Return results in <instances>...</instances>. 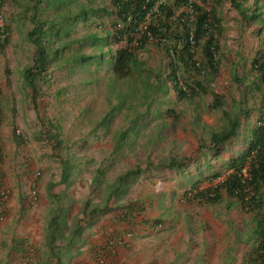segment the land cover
Returning <instances> with one entry per match:
<instances>
[{"label":"rangeland","instance_id":"1","mask_svg":"<svg viewBox=\"0 0 264 264\" xmlns=\"http://www.w3.org/2000/svg\"><path fill=\"white\" fill-rule=\"evenodd\" d=\"M16 1L18 3L8 0L5 5L11 37L9 43L0 48L1 121L9 131V142L22 145L32 161L27 167L33 165L32 151L42 159L30 177L32 183L42 182L37 189V200L31 205L25 203L26 206L21 205L19 209L24 211L45 202L49 216L52 204L45 185L51 178L59 179V157L71 156L78 165L73 174L74 183L68 191L71 215L79 212L86 200L94 203L103 197L105 181L98 190H91L89 184L95 167L105 170L107 182L128 168L141 166V172L135 175L124 199L119 198L117 205L124 200L139 201L146 210L137 221H147V226H152L159 221V218H152V213L158 215L160 210L159 196L173 191L175 200L179 195L180 206L188 207L203 218L209 207L217 212V217L224 211L234 213L236 219L242 216L237 222L238 225L244 223L241 232L236 231V242L241 244L237 243V249H242L238 264L250 261L256 240L254 211L249 206L244 208L240 202L242 208L235 204L231 209V196L224 188H220V200L213 205L192 196L187 198L185 193L189 188H196L198 192V188H211L213 183L219 185L231 172L226 167L228 159L245 151L249 130L255 125L262 107L264 91V83L251 68L256 51H264V20L260 21L264 17L263 1L259 0L255 5L254 0H235L248 8V14L257 13V19L249 22L243 20L232 0L207 2L205 6L213 9L220 18L218 70L210 78L185 68L183 71L180 67L182 88L189 96L179 98L176 88L168 80L172 73L171 56L150 42L142 47L134 41L129 43L127 34L120 37L121 25L110 0H49L48 4V0H39V20L44 21L43 30L47 34L44 45L50 52H55L49 55L48 74L37 78L35 101L24 76L25 68L33 66L36 51L27 36L33 27L27 19L31 11L27 18L19 13L24 15L23 11L36 2ZM172 4L174 1L171 6L175 11L183 10ZM83 9L85 16L81 15ZM127 46L136 50V57L143 64L131 67L128 77L119 78L111 65L117 49ZM194 53L196 61L204 64L201 51L196 49ZM196 79L202 81L205 88L194 94L187 88L185 80L193 86ZM212 93L222 99V109L211 108ZM229 117L238 119V133L222 148L216 149L218 154H213L211 135L224 129ZM16 127L28 134V139L19 144L14 142ZM49 133H56L59 143L48 138ZM118 140V160L111 162L116 159L112 153ZM171 162L178 166H169ZM216 174L219 176L214 177ZM61 188L62 185H56L53 191L58 192ZM31 190L28 183L20 195L25 196ZM183 203H187V207ZM118 210L106 212L102 220L107 224ZM6 213L10 214V211ZM244 217H248L247 221ZM149 219L155 220L149 223ZM25 241L24 244L28 243L23 245L26 253L18 257V263L33 264L38 243L35 247L34 243Z\"/></svg>","mask_w":264,"mask_h":264},{"label":"trees","instance_id":"2","mask_svg":"<svg viewBox=\"0 0 264 264\" xmlns=\"http://www.w3.org/2000/svg\"><path fill=\"white\" fill-rule=\"evenodd\" d=\"M6 1L8 0H0V11H2L4 18L8 20L7 10L5 9ZM53 1L58 2L59 0ZM171 1L110 0L117 19L120 22L119 24L121 25L118 31L120 33L119 36L123 37L127 34V41L129 43L134 41L137 46L141 45L145 47L150 42L154 46L163 48L173 60L170 63L172 73L168 77V80L176 88V93L179 98H187L189 94L182 88V77L178 73L181 70L180 67L183 68V71L185 68L188 72L194 71L199 75H208L210 78L215 75L219 66L218 34L220 18L217 17L213 9H208L205 6L209 0H174L173 7H186L191 9V13L183 10L178 15L172 9ZM258 1L254 0L255 5ZM262 1L264 4V0ZM13 2L18 3L16 0H13ZM35 2L37 4L31 5L23 11L24 15L19 13L22 17L27 18L28 11H31V15L27 19L33 23V27L28 31L27 36L36 46V51L33 66L26 67L24 70L26 84L33 93V101L38 96V88L36 86L37 78L38 76L42 78L48 74L49 55H52L54 51L50 52L44 45L43 39L46 38L47 34L43 30L44 21L39 20L40 2L39 0H35ZM48 3H50L49 0L47 1ZM231 3L243 20L249 22V20L257 19L256 12L248 14V8L244 7L241 3L235 0H232ZM81 15L85 16V9L82 10ZM263 20L264 17L260 19L261 22ZM5 29L8 35L1 38L3 33L0 32V48L5 47L10 41V24ZM135 35H138V37L136 38ZM196 49L201 51L204 57V64L196 61L194 57ZM135 52L136 50L129 46L117 49L111 65V69L117 77H128L131 67L143 64L142 61L137 59ZM84 57L87 59L91 58L86 55ZM202 68L203 70H201ZM251 68L256 72L257 78L264 83L263 50L256 51L252 59ZM185 82L187 88L194 94L202 92L205 88L203 82L199 79L194 81L195 85L193 86L189 84V80H185ZM212 95L213 102L210 105L211 108L215 110L222 109V99L220 100L215 93H212ZM261 97L262 107L259 109L256 123L251 129L248 147L238 157L228 159L226 167L231 169V172L225 179L221 180L219 185L213 188H198V192H195L192 196L206 203H216L221 197L220 188H224L227 195L235 198L244 206L245 204H249L251 210L254 211V216H256L253 234L258 238V245L254 248V255L264 263V91ZM223 112L226 113L224 110ZM239 125L238 119L229 117L228 125L224 129L212 133L213 154H218L216 149L222 148L225 142L237 135ZM47 136L56 143H59L56 133H49ZM16 141L18 143L20 142L18 138ZM116 145L119 147V140L116 142ZM59 158V179L54 181L51 178L45 185L52 206L45 228L46 249L41 258L43 264H62L64 261L72 258L76 250L83 243L82 235L85 229L95 226L104 217L106 212L120 208L115 212L116 218L122 221L132 222L146 210L145 205L134 200H124V203L117 205L119 198L124 199L135 175L141 172V166L128 168L118 174L113 180L107 182L104 178L106 175L105 170L97 166L91 172L89 184L91 190H98L100 184L105 181L103 197L94 203L86 200L82 208L79 209L80 211L71 215L72 206L68 191L69 186L74 183L73 174L77 171L78 165L71 156ZM247 162L249 163L250 178L243 182L241 169ZM169 166L177 167L178 164L171 162ZM217 176L219 174H216L214 177ZM56 185H62V188L58 192L53 191ZM159 223L160 220L157 224ZM23 245L24 241L21 242L22 247Z\"/></svg>","mask_w":264,"mask_h":264},{"label":"crops","instance_id":"3","mask_svg":"<svg viewBox=\"0 0 264 264\" xmlns=\"http://www.w3.org/2000/svg\"><path fill=\"white\" fill-rule=\"evenodd\" d=\"M1 132L5 150L4 183L1 182V186L8 189L10 194L6 202L1 203L0 209L4 210V213L9 210L10 214L6 213L7 216L0 220V261L1 264H19L18 257L26 253L21 242L27 239L29 243H34L35 247L38 243L33 264H43L41 258L46 249L45 228L49 218L45 211V202L41 206L37 203L24 211L19 209L21 205L26 206L24 195H20V192L23 186L30 182L31 174L38 168L42 159L37 157V152L32 151L33 165L27 167L32 161L25 154L23 146H15L9 142V131L5 126L1 125ZM108 150L110 153V149ZM112 154L116 156V159L111 162H117V148L114 147ZM24 155L25 158H23ZM40 184L42 182H38V186ZM172 193L174 192L169 191L159 196L158 215L152 213V218L160 220L159 228L155 227L154 223L152 226H147V222L137 225L119 220L115 213L107 224L100 219L95 226L85 229L81 247L76 250L72 258L62 264H93L94 251L98 244L104 241L105 236L123 233L131 228H135L133 238L127 246L116 251L110 264H238L242 249L241 247L237 249V243L240 244V242H236L238 241L236 231L241 232V226L244 224H237L238 220H241L242 212L239 219H236L234 213L229 211L228 214L224 211L223 215L217 217V212L209 207L206 218H203L202 215L189 209L187 203H183L187 208L180 206L179 195L175 200ZM229 199L231 209L235 204L240 205L235 199L231 197ZM240 207L241 205L238 208ZM247 219L248 217H244L245 221ZM152 220L155 219H149V223ZM234 229L237 230L233 233Z\"/></svg>","mask_w":264,"mask_h":264},{"label":"clouds","instance_id":"4","mask_svg":"<svg viewBox=\"0 0 264 264\" xmlns=\"http://www.w3.org/2000/svg\"><path fill=\"white\" fill-rule=\"evenodd\" d=\"M167 1V0H166ZM172 1H174V0H172ZM190 1H193V0H190ZM177 8V7H176ZM183 9V10H185V11H188L189 13H191V9L190 8H186V7H180V8H178V9ZM182 10V11H183ZM182 11H180V12H177V11H175V13H176V15H178L179 13H181ZM117 17V16H116ZM118 20V19H117ZM6 22H7V26L9 25V22H8V20L6 19ZM119 22V21H118ZM120 23V22H119ZM118 23V24H119ZM195 57V56H194ZM1 123H2V121H1ZM2 126H3V124H1ZM17 129H19L20 131H21V133H22V136L21 135H17L16 134V130ZM252 129V128H251ZM251 129L249 130V139H250V137H251V134H250V132H251ZM13 135H14V139H15V143L16 144H19V143H21L22 141H24V140H26V139H28V134H27V132L26 131H24L23 129H20V128H18V127H16L14 130H13ZM0 136H1V150H2V159H1V167H0V187L2 188V186H1V182L2 183H4L3 182V172H4V169H3V160H4V156H5V150H4V147H3V143H4V137H3V134H2V132H1V128H0ZM18 138V140L20 141L19 143L16 141V139ZM249 139L247 140V143H246V147H248V141H249ZM117 142V141H116ZM115 148H119V147H117V145H116V147ZM239 156V155H238ZM237 156V157H238ZM247 167L248 168V174H249V163L247 162L243 167H242V169L244 168V167ZM242 169H241V172H242ZM36 170V169H35ZM36 174L37 175H39L40 174V172L39 171H37L36 172ZM243 175V174H242ZM250 178V175L248 176V178H246V179H249ZM29 185L32 187V190L31 191H33V190H35L36 191V198L34 199V200H30V198H29V195H30V193H31V191L30 192H28L27 193V195H25L24 196V203H26L27 205H31V204H33L36 200H37V195H38V192H37V189H38V182H34V183H32V181H30L29 182ZM216 185H218V184H214L213 183V187L214 186H216ZM213 187H211V188H213ZM4 190H8V189H6V188H3ZM188 190V189H187ZM7 192V191H6ZM196 192V188H194V189H190L189 188V190L188 191H186V193H185V196L187 195V197H190V196H192L194 193ZM9 190H8V192H7V196H6V198H5V200L2 202V203H5L6 202V200L8 199V197H9ZM24 195V194H23ZM193 197V196H192ZM242 205V204H241ZM247 206H249V204H245V206H244V208L245 207H247ZM250 208V207H249ZM2 213L3 214H1V218H0V220L3 218V215H4V210H2ZM133 222V224H139L140 222L139 221H137V218L134 220V221H132ZM141 224V223H140ZM155 227H160V224H156L155 223ZM134 232H135V228H131L130 230H127V231H124L123 233H116V234H111V235H109V236H107V237H105V239H104V241H102L100 244H98V246H97V248L95 249V251H94V255H93V258L94 257H96L95 259H94V263L95 264H100L99 263V261H98V259H99V257L100 256H102V257H104V263L103 264H110V261H111V259H112V257L116 254V251L119 249V248H121V247H124V246H127L129 243H130V240L133 238V235H134ZM127 233H130L131 235H130V237H128V239H127V241H126V243L125 244H123V245H121V246H116V247H114L113 249H109L108 248V246H107V244H108V242L110 241V240H112V239H114V238H116V237H123V236H125ZM255 238H256V240H255V244H254V247H253V253H252V256H251V260L250 261H246L245 262V264H264V263H262L255 255H254V248H255V246H257L258 245V238H257V236H254ZM24 245H28V243L27 244H24ZM25 246V247H26ZM26 248H28V247H26Z\"/></svg>","mask_w":264,"mask_h":264},{"label":"built area","instance_id":"5","mask_svg":"<svg viewBox=\"0 0 264 264\" xmlns=\"http://www.w3.org/2000/svg\"><path fill=\"white\" fill-rule=\"evenodd\" d=\"M6 26H7L6 19L4 18L2 11H0V32L3 33L1 35V38H4L6 35H8V32L5 29ZM1 124L2 123H1V115H0V128H1ZM16 134L22 136V133L19 129L16 130ZM0 145H1V136H0ZM1 159H2V150H1V146H0V167H1ZM242 174H243L242 181L245 182L247 180L246 178H248V176H249L248 168L246 166L242 169ZM6 196H7L6 190H4L3 188L0 187V205L5 200ZM29 198H30V200H34L36 198V191L35 190L31 191ZM1 212L2 211L0 209V218H1ZM130 235H131L130 233H127L123 237H116V238L110 240L107 244L108 248L113 249L116 246H121V245L125 244L128 237H130ZM104 260L105 259L102 256H100L98 259L100 264H103Z\"/></svg>","mask_w":264,"mask_h":264}]
</instances>
